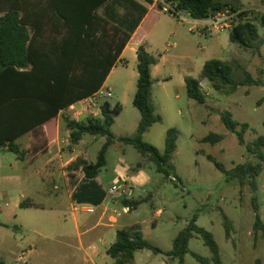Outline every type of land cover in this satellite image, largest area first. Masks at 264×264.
Returning a JSON list of instances; mask_svg holds the SVG:
<instances>
[{
	"label": "rangeland",
	"instance_id": "1",
	"mask_svg": "<svg viewBox=\"0 0 264 264\" xmlns=\"http://www.w3.org/2000/svg\"><path fill=\"white\" fill-rule=\"evenodd\" d=\"M138 1L145 3L144 0ZM219 1L233 4L239 1L246 7L260 8L261 11L255 10L248 16V20L259 29L257 49H245L232 43L230 31L207 36L198 30L195 22H179L169 12L157 7L161 0H155L156 7L152 8L145 26L150 36L147 48L159 61L152 75L151 100L162 121L144 134V141L163 153L167 131L177 129V150L172 160L176 178L169 179L158 173L154 163L143 157L134 146L119 140L135 136L141 118L133 105L137 70L133 57L128 53L126 58L130 64L120 63L108 83L112 87V97L99 101L100 104L109 103L112 108L117 104L122 107L120 114L114 116L112 133L115 139L108 149L107 165L101 170L99 180L108 191L105 204L119 219L117 228L136 225L145 240L163 251H170L174 239L197 215V225L213 234L222 264H264V238L261 232L255 234L256 213L252 204L255 196L264 223V162L256 192L248 183L228 182L208 159L213 157L227 169L242 163L259 162L258 158L247 154L236 135L227 130L221 114L229 111L234 120L249 123L251 128L245 140L247 144L254 142L258 136L264 135V85L239 87L234 93H228L227 88L218 92L210 83L203 81L206 101L201 105L188 97L184 82V76L198 78L204 64L211 59L229 63L233 67L232 78L235 81L244 78V71L264 81V0ZM170 43L174 46L168 47ZM75 109L80 110V105ZM210 134H218L222 140L214 145L203 142ZM85 139L91 141L92 136L87 135ZM106 142V137L92 141L88 150L91 162H96ZM138 164L143 165L141 171L149 177V182L142 187L134 184L127 196L111 195V177L116 166L128 168L132 175L140 171L136 170ZM72 185V181L41 182L35 177H27L17 155L0 149V259L5 264H31L27 257L30 244H35L38 250L46 248L48 243L36 239L33 230L55 231L58 227L57 211H65L67 205L76 206L72 200ZM126 197L136 201L147 199L128 214L124 213L123 205ZM25 200L37 207H20ZM115 201L117 204L114 205ZM158 210L161 213L156 215ZM225 218L233 225L230 239L226 235ZM189 249L185 264H215L210 249L199 235L191 239ZM144 255H151L153 264L165 258L150 251H145Z\"/></svg>",
	"mask_w": 264,
	"mask_h": 264
},
{
	"label": "trees",
	"instance_id": "2",
	"mask_svg": "<svg viewBox=\"0 0 264 264\" xmlns=\"http://www.w3.org/2000/svg\"><path fill=\"white\" fill-rule=\"evenodd\" d=\"M144 1L150 6L155 4V0ZM161 1L157 4L160 10L164 9L166 3L188 12L194 20L206 19L226 9H242L241 5L219 0ZM148 12V7L136 0H39L36 4L27 3L26 0H0V148H7L19 155L21 151L15 144L19 137L57 118L61 110L97 93ZM53 15L57 21L51 19ZM74 17L78 19H72ZM230 41L245 49H257L260 44L258 26L246 17L242 18L230 32ZM157 62L145 44L139 46L137 91L133 105L139 110L141 118L135 136L119 140L134 146L143 157L154 163L158 173L170 179L176 178L172 160L177 150V129L167 131L163 153L144 141V134L162 121L151 100L152 68ZM232 74L233 67L229 63L211 59L204 64L199 78H185L187 95L204 105L206 100L201 87L204 80L216 91L227 88L228 93H234L239 87L264 85L262 79H255L247 71L239 81L233 80ZM121 110L120 104L112 108L105 103L101 104L99 118L90 117L84 122L66 118L71 145H77L85 135L107 138L95 163L78 159L69 166L71 169H81L84 175L83 183L72 193V200L78 204L99 206L107 196L96 178L107 165L106 155L115 139L112 133L114 116L120 114ZM221 120L227 130L236 135L238 143L246 148L247 154L258 158L259 162L242 163L227 169L213 157L209 156L208 159L228 182L248 183L257 192V179L264 162V135L247 144L245 136L251 128L249 123L234 120L229 111L221 114ZM221 140L220 135L210 134L202 141L214 145ZM142 168L143 165L138 164L136 170ZM146 199H123V205L134 210ZM252 204L256 213L255 234L261 232L264 238V223L255 196ZM32 206L34 204L28 200L20 204L22 208ZM197 219L195 215L178 234L170 251H163L145 240L140 228L135 226L117 231L116 241L107 250V255L114 260V264H131L136 252L147 250L168 257L172 262L170 264H185L190 241L199 235L210 249L214 263L222 264L213 234L199 227ZM232 227V223L225 218L229 239ZM197 259L207 262L201 257ZM0 264L5 263L0 259Z\"/></svg>",
	"mask_w": 264,
	"mask_h": 264
},
{
	"label": "crops",
	"instance_id": "3",
	"mask_svg": "<svg viewBox=\"0 0 264 264\" xmlns=\"http://www.w3.org/2000/svg\"><path fill=\"white\" fill-rule=\"evenodd\" d=\"M38 1L39 0H26L27 3L33 2L34 4ZM142 4L146 5L145 3ZM237 4L243 6L242 9L261 11L258 7H246L239 1ZM154 7H156L155 4L151 6V8H148L149 12L147 16L133 34L131 40L125 47L120 59L115 64L102 88L110 87L112 89L108 83L119 64H130L126 58L128 53H130L133 57L134 67L137 70V50L142 44H145L147 47L150 36L148 31L145 29V26L151 10ZM254 11L249 14L254 13ZM99 13H102V9L99 10ZM249 14H246L247 19H249ZM51 19L56 21L58 20L55 15H53ZM72 19L78 18L74 17ZM170 46H174V44H168V47ZM147 50L153 55L148 48ZM158 64L159 61L157 62V65L152 68L153 76ZM186 77L187 76H184V82ZM136 79H138V72L136 73ZM79 103L80 101L64 110H61L57 118L47 122L45 125L36 130H32L24 134L15 141V144L21 151L19 155H16L24 165V174L27 177H35L41 182H55L60 180L66 182L72 181L73 189L71 193H73L83 183L84 175L81 169L75 170L69 168V166L78 159L91 163L88 153L89 146L92 141L98 137L92 136L91 141H86L85 138L87 135H85L77 145H71L70 131L66 125V118H70L78 122H84L87 121L88 118L93 117L81 110H73L79 105ZM100 116L101 114H98L94 118H99ZM65 147L68 148L65 149L66 151H63V148ZM0 149L8 151L7 148ZM79 177H81L79 180L80 182L75 184ZM106 180H110V178H106ZM96 182L99 186H101L107 195L102 204L94 206L92 204H78L75 202L76 206L67 205V208L65 207V211H57L56 219L58 227L55 228L54 232H47L44 229L33 230V234L36 239L40 240L41 243L48 244L45 246V249L41 248L40 250L36 248L37 246L35 244L29 245L30 251L27 253V257L30 261H32L31 264H50L55 262L57 264H114V260L107 255V250L116 241L117 231L121 229H129L130 227L136 225L117 228L119 219L114 216V213L111 211V207L105 204L108 199V191L100 182L99 177L96 178ZM148 182L149 177H147L141 169L139 172L131 175L128 168L116 166L113 176L111 177V188L114 186H122L120 191H122V195L127 196L130 189H133L132 186L137 185L142 187ZM67 186H69V183ZM125 199L129 198L126 197ZM113 203L114 205L117 204L116 201ZM84 207H93L95 210L93 213L94 215H88L89 213L84 212ZM124 209L129 208L124 207ZM131 212L132 211L129 209V212L127 213L129 214ZM160 213L161 210H158L156 215ZM74 240L77 241L74 242ZM145 251L147 250L136 252L134 261L131 264H153L152 262L154 258L151 257V255H144ZM152 254L155 255L154 253ZM32 256H34V259L31 258ZM164 257L163 261L158 264H170L169 258L166 256Z\"/></svg>",
	"mask_w": 264,
	"mask_h": 264
},
{
	"label": "built area",
	"instance_id": "4",
	"mask_svg": "<svg viewBox=\"0 0 264 264\" xmlns=\"http://www.w3.org/2000/svg\"><path fill=\"white\" fill-rule=\"evenodd\" d=\"M164 11L169 12L175 19L181 23H192L195 22L198 30L203 32L207 36L218 35L224 31H233L234 27L240 22L242 18L247 17L245 14L253 12V9H240L233 11L226 9L223 11L216 12L203 20H194L190 14L184 10H179L172 5L164 4ZM201 25V26H200ZM203 82V81H202ZM201 82V87H202ZM112 97V89L110 87L101 88L97 93L90 97H87L80 101V110L95 117L101 114L100 100L104 98ZM76 110V109H73ZM76 112V111H75ZM122 186H114L110 189V194L115 197H120V189ZM83 211L89 214L95 212L93 207H84ZM124 212H129V209H124Z\"/></svg>",
	"mask_w": 264,
	"mask_h": 264
}]
</instances>
